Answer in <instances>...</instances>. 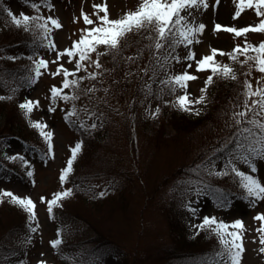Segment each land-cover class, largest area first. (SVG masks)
<instances>
[{
	"label": "rangeland",
	"instance_id": "rangeland-1",
	"mask_svg": "<svg viewBox=\"0 0 264 264\" xmlns=\"http://www.w3.org/2000/svg\"><path fill=\"white\" fill-rule=\"evenodd\" d=\"M55 4V8L47 9L41 7V10L45 15L54 14L59 17L62 27L53 30V36L55 38L58 48L71 46L72 42L79 38L81 35V29L90 27L83 19L82 10L87 12L90 17L99 23L98 17L95 15V9L93 5L95 3H103L104 0H52ZM141 0H107L109 16L110 18H117L123 15L129 9L134 10ZM15 13L24 11L26 13H32L34 10L29 6H24L19 0H8L7 4ZM208 8L204 9L202 6L199 9H193V16H195L196 22H203L206 27L203 33H200V41L193 43L189 47L194 49L196 57L200 58L204 54H208L211 47H220L226 51H230L235 44L243 43L245 37H235V35L226 29L215 30L216 23H223L227 25L235 26H246L248 23H258L260 17L254 10L245 9L241 16L233 19V14L237 8L235 0H220L219 4H216V0H208ZM188 10H185L187 13ZM103 15V11L100 12ZM192 17H189L191 19ZM14 24L11 20L0 19V42H11L16 37V33L13 32ZM22 30V28H21ZM23 31V30H22ZM247 39L250 42L258 43L264 40V33L255 32L250 30L247 34ZM130 41L127 42L129 44ZM136 44L130 43L126 49V54H131L136 51ZM187 48L181 45L180 55L185 56L187 54ZM47 59H51L55 56L54 51H50L44 48L40 52ZM222 62L231 63V60L227 55L217 54L216 57ZM243 59V58H242ZM66 55L55 63L49 64V68L55 70L57 64L65 63L66 67H74V63H68ZM18 65L26 63L31 64L28 60L16 61ZM141 62V60L139 61ZM104 68H113V65L106 59L101 60ZM188 61L181 60L180 62H173L172 72L178 73L185 69ZM192 67L188 69L194 72L196 79L189 80L188 92L191 93L190 98L199 96L200 89L204 87L205 80L210 75V70L200 71L197 70L195 61H192ZM3 65V56L0 57V66ZM249 68V65H247ZM135 67V65H133ZM90 70L103 71V69H95L94 66H90ZM78 75H86L83 71ZM262 75L257 69H253L249 74L250 79L253 80L255 85L258 82V77ZM62 75L52 76L50 72L44 71V74L40 77L38 82L31 85L28 88L20 90L15 97L13 103L19 108L23 114V110L19 107V103L25 96H29L33 99H39L42 107L34 109L32 118L37 119L43 117L47 120L49 126L55 132L54 136V150L55 156H49L45 162H37L36 159L30 157L28 154H24L34 165V179L35 184L32 183V179L26 175L25 168L19 161H9L3 155H0V159L7 161V167H3L0 171V190L10 189L11 191L20 195H30L37 204V215L40 220V230L34 234L32 244L27 247L26 253L22 250H15L16 255H11V251L0 252V264H11L17 259V255L25 257L27 264H36L37 259H47L50 264H63V262L53 255V247L50 241L57 236V232L54 229V224L49 217L48 204L46 200H41V197H47L51 199L53 193L63 190L67 187L66 183H61L60 174L61 169L66 166L67 160L71 156V146H74L78 138L77 134L69 127L67 121L64 118V112L71 107V103H65L59 101V106L56 107V111L51 113L48 111L47 106L51 102L50 88L53 84L61 85ZM137 77L132 78L130 81L124 79V72L115 71L111 74L104 73L103 76V87H107L111 84L110 94L105 96V93L101 90L95 93V96H105L108 104H100V111L108 113L110 119H114L115 126L112 133L109 135L108 143L102 148L94 151V165L104 166L108 171L109 178H102L98 176H89L91 182L95 184L94 193H98L102 190L112 194L106 201L101 200L93 202V199L79 200V207L85 208L89 223H93L94 227L102 234L105 233L114 237L115 240L122 243L126 258L121 255L109 253L103 261L105 264H168L165 261L164 256L160 253L159 248L162 245H166L170 242V232L167 223V215L163 211V207L166 204L165 201L169 200L174 196L175 208H177V215L179 216L178 221L181 225L185 221V234L188 239H196L198 232L193 226L199 222L204 214H215L218 217L231 220L235 218H241L245 224L244 230V245L245 252L241 264H264V253L259 252L261 246L259 242L260 233L256 231L262 223L256 219L258 212H264V201H258L255 206H250L247 201H244L241 196H235L232 201V205L229 208H219L215 206L211 197L201 196L197 202L194 195H189L184 192V189L188 187L185 184L180 183L182 180H186L187 177H179L177 180L173 178L166 179V174L174 170L182 163H189L193 160L196 152L200 146H204L211 142L214 137H209L205 132L207 130L199 129L196 132H192L189 136L183 135L179 138L169 139L166 134H170L174 131L173 125L161 124L160 117L156 116L153 118L147 115L145 109L148 104L151 103L152 110L155 109L160 103L157 99L143 98L142 113L147 118L143 124L134 125L139 123L132 117V106H133V89L137 85ZM113 80L119 81L113 83ZM214 81V80H213ZM244 81V80H243ZM97 84L98 87L101 85L96 80L85 79L81 82L82 88L90 87L92 84ZM214 84L208 86L206 104L192 105L197 109H201L200 114L197 115L194 112L182 110L176 106L175 97L183 94V89H177L173 99L168 100L171 107H175L184 113H187L191 117L202 116L210 107L217 106L216 93H214ZM243 87V82L240 85ZM240 97L236 101V105H241L243 100V90L239 93ZM0 96H3L0 91ZM0 130L7 131L8 128L13 127V136L7 140L0 141L3 144L0 146V153L6 152L11 155L16 151L22 150V142L18 136L20 126H17V116H14L9 106L4 107L3 110V99H0ZM232 100L229 102L232 104ZM138 102V101H136ZM135 102V103H136ZM85 103H89L86 97L81 96V99L77 102L78 106H82ZM91 104L89 108L91 110ZM222 106V104L220 105ZM117 109V110H113ZM239 111L240 108L235 109ZM3 114V115H2ZM6 115H12L11 121L7 120ZM2 116L4 119H2ZM24 116V114H23ZM26 129H22L27 133H30L34 139L39 140L40 145L47 151V144L40 135L39 130L31 126L28 119L24 116ZM79 118H87L83 112L80 113ZM16 120V121H15ZM10 121V122H9ZM15 121V124L11 122ZM118 121V122H117ZM232 119L229 120V122ZM113 125V121H111ZM167 123V122H166ZM137 128L136 130L133 128ZM134 131V132H133ZM9 132V131H7ZM3 135V132L0 133ZM20 134V133H19ZM133 134V135H132ZM1 138V137H0ZM155 141L160 143V146H156ZM5 142L10 144V147L5 146ZM212 149V148H211ZM207 150L206 153L210 152ZM92 148L88 151L91 153ZM205 153V154H206ZM204 154V155H205ZM204 155L197 161L200 162ZM124 161V162H123ZM129 165L131 172L129 177L124 174L128 171L125 167ZM260 170L258 175L264 180V160H259ZM121 165L124 167L121 168ZM243 170L250 171L247 165L239 164ZM15 171H22L25 177H21L16 174ZM96 171V170H94ZM23 174V175H24ZM93 176V177H92ZM165 176V177H164ZM92 177V178H91ZM164 177V178H163ZM163 178V179H162ZM214 179V178H210ZM163 181V183H162ZM238 183V182H237ZM232 186L231 181L226 184ZM129 195L126 199L123 197L125 194ZM150 196L149 199H147ZM70 197L64 198L62 203L69 200ZM9 199L5 197L4 200ZM127 202V209L125 211L120 209L114 201ZM10 200V199H9ZM187 200H192L194 206L197 207L199 216L194 215L184 205ZM97 203V204H96ZM89 232L91 236L95 234V231L89 226ZM252 237H256L255 240ZM70 239V238H69ZM73 239V238H71ZM79 238H74L77 241ZM81 239H84L82 235ZM8 243L12 247L17 246L18 238L12 237L8 240ZM76 244V242H74ZM75 247V246H73ZM81 252V250L79 249ZM43 252V257H40V253ZM142 255V257L140 256ZM6 258V261L5 259ZM96 264H100V261H96ZM217 264V262L212 263Z\"/></svg>",
	"mask_w": 264,
	"mask_h": 264
},
{
	"label": "snow or ice",
	"instance_id": "snow-or-ice-1",
	"mask_svg": "<svg viewBox=\"0 0 264 264\" xmlns=\"http://www.w3.org/2000/svg\"><path fill=\"white\" fill-rule=\"evenodd\" d=\"M235 2L237 8L233 14V19L240 17L245 9L254 7L255 12L260 17L259 22L248 23L246 26L239 27L216 23L214 31L226 29L235 37L243 35L245 37L243 43L235 44L230 51L220 47H211L208 54L197 58L195 50L189 46L200 41L199 34L203 33L206 25L203 22H196L193 9H199L201 6L207 9L208 0H141L134 10L129 9L117 18H110L107 0H104L103 3L93 5L99 23L82 10L85 23L92 26L81 29L79 38L75 39L71 46L63 48L57 47L53 36V30L62 27L59 17L54 14L45 15L41 10L42 6L47 9L55 8L52 0H26V3L34 11L32 13L19 11L18 14L0 0V8L7 13L11 22L18 28L34 34L31 40V54H20L21 56L26 55L31 64L24 66L26 74L20 78L21 83L11 90L12 96L25 84L34 85L44 74V71L50 72L52 76L62 75L61 85L53 84L50 88L51 102L47 106L48 111L54 113L61 100L65 103L70 102V109L64 112L65 120L69 123H78L80 128L92 131L97 127H102L103 121L106 119V114L100 111L99 105L103 103L111 107L105 99V96L110 94L111 84L103 87L104 73L111 74L120 69L124 72L126 81H130L133 77H137L141 81L140 88L146 98L155 94L156 98L163 100L166 90L168 94L172 95L176 93L177 89H183V94L175 97L176 106L199 115L201 109L191 106L208 103V86L213 83L214 77L228 80L238 78L233 65L218 60L217 54L227 55L231 61H237L243 55L246 59L239 60V63L241 65L248 64L249 68L244 73L242 104L232 106L231 119L233 123L228 127L234 131L222 138L218 146H213L199 163L188 168L186 171L191 175L180 183L188 186L184 192L194 195L197 202L201 196H208L211 197L215 206L226 209L233 203L229 195L232 190L219 187L210 178L230 176L234 182H238L239 188L242 189V192L235 193V195H240L250 206H255L258 201H264V180L256 174L260 170L258 161L264 160V40L258 43L250 42L247 39V34L250 30L264 33V0H235ZM219 3L220 0H216V4ZM101 10L103 15L100 14ZM185 10H188L187 13ZM189 17L192 18L189 19ZM133 32L147 34V39L151 43L145 45L144 48H138L131 54H126L123 42L127 38V34ZM181 45L188 49L185 56H181L178 51ZM39 48L54 51L55 56L50 61L37 50ZM145 50L150 51L151 56L147 66H142L139 61L143 58ZM106 53L111 55L113 68H104L101 63V57ZM65 55L67 57L66 62L74 63V67L68 68L65 63H59L55 70L49 68L50 62L55 63ZM8 58L16 60L19 57L12 55ZM181 60L189 62L185 69L178 73L172 72L173 62H180ZM192 61H195L197 70H210L211 73L207 76L204 87L200 89L201 94L194 98H190L191 93L187 90L189 80L196 79L195 73L188 70L192 67ZM90 66H94L97 70L103 69V71L90 70ZM253 69H257L262 74L258 77V82L255 85L253 80L248 78ZM81 71L86 75H78ZM149 73L151 76L145 80ZM161 73H163L162 78H160ZM85 79L96 80L101 87L94 83L90 87L82 88L81 82ZM118 82L113 80V83ZM154 84L159 85L158 89L153 88ZM101 90L105 96L94 95ZM12 96H0V99H11ZM81 96L86 97L89 103L95 101L91 105V110L89 103L78 106L77 102ZM133 103H135V99ZM140 103L143 104L144 101H140ZM163 103L172 102L163 100ZM19 107L23 110V114L30 125L39 130L47 144V151L39 150L46 162L49 156H55V132L43 117L32 118L34 109L42 107L40 100L25 96L20 101ZM237 107L240 108L239 111L235 110ZM81 112L85 114V117L92 118L93 122L89 123L88 119L79 118ZM145 112L155 118L161 112V108L157 105L152 110V105L149 103ZM135 115L132 113L133 119ZM5 146L10 147L11 145L5 142ZM28 147L32 151L38 150L35 146L29 145ZM82 149L83 140H79L74 146H71V156L67 160L66 166L61 169V183H66L70 179L74 172V162L78 159ZM0 155L9 161H19L25 168L26 175L33 178L32 183L35 184L34 165L21 151H16L11 155L4 152ZM241 163L247 165L250 171L243 170L238 166ZM105 194L106 191L97 193L98 196ZM72 195L73 187H65L63 190L53 193L51 199H47V197L40 199L47 201L48 213L51 218L55 219L54 209L63 207L62 200ZM5 197H8L11 203L20 206L27 213V232L18 241L26 253L27 247L32 244L34 234L40 230L36 201L30 195H20L10 189L0 190V203L4 202ZM184 206L194 215L199 216L198 209L192 200H187ZM255 218L262 222L256 231L260 233V244L264 245V212H258ZM193 227L197 231L209 229L219 238L221 248L214 253L218 258L217 264H241L245 252L243 239L245 224L243 219L226 220L215 214H204ZM64 231L65 226L58 228L56 238L50 241L57 253L70 261L71 264H96V261L105 264L102 259L103 253L98 249L89 252L87 260L81 253L64 252L62 250ZM252 239L255 240L256 237H252ZM259 252L264 253V246L259 248ZM10 254L16 255L15 250H12ZM39 255L43 257L44 254L41 252ZM4 259L6 261V258ZM11 264H27V261L21 258L11 262ZM36 264H50V262L47 259L39 258Z\"/></svg>",
	"mask_w": 264,
	"mask_h": 264
},
{
	"label": "trees",
	"instance_id": "trees-1",
	"mask_svg": "<svg viewBox=\"0 0 264 264\" xmlns=\"http://www.w3.org/2000/svg\"><path fill=\"white\" fill-rule=\"evenodd\" d=\"M19 1L22 5H27L30 7V5L26 3V0ZM2 3L8 4V0H2ZM0 19H10V17L2 10V8H0ZM22 30L21 28L14 26L13 32L16 33L15 39L11 40V42H0V57L3 56V65L0 66V91L5 97L12 96L11 90L21 83L20 78L26 74L24 70V66L27 65L26 63L18 65L17 62H15L16 60L8 58L12 55H16L19 57L18 60H28L26 55L21 56L20 54H31V40L33 39L34 34L32 32ZM128 41H130V43H135L137 45V49L144 48L145 45L151 43V41L147 39V34H138L135 32L127 34V38L123 42L125 48H127L130 44H127ZM179 49L180 47L178 48V51ZM101 51H103V48H101ZM150 56V51L145 50L143 58L139 63L142 66H147ZM242 58L246 59L243 55H241L237 61H231V64L237 72V79L228 80L220 77L213 78V89L214 93H216L215 97L217 100V106L213 105L200 117L188 116L187 113H184L175 107H171L169 104L163 103V100L156 98L155 94L148 96L157 99L160 103L161 112L159 113L158 117L161 119V124L166 125L171 123L174 127V131L170 134H166L168 137L165 138L175 139L183 135L189 136L192 132H196L199 129L207 130L205 135L207 134L209 137H214L211 142L206 144V149L204 146L199 147V150L196 152V155L192 161L189 163H182L174 170L167 173L165 175L167 180L173 178L172 180L174 181L179 177H187L191 175L186 170L194 164L199 163L197 161L206 153L207 150H210L213 146H218L222 138L234 131V129L228 127V125L233 123V121L229 122L231 119V112L233 111L232 106L234 104L236 105V101L240 97L239 93L243 90V87L241 88L240 85L245 79L244 73L248 71V64L241 65L239 63V60H243ZM104 59L109 61L114 67L111 55L106 53L101 57L102 61H104ZM116 71L122 70L117 69ZM149 76H151V73L145 77V80H147ZM162 77L163 73H161L160 78ZM140 85L141 81L139 80L132 93V97L135 99V102L138 101L133 104L131 110L136 114L134 119L139 122L134 123V125H140L147 121V118H145L144 114L142 113V105L140 103V101L145 98L144 92L141 90ZM29 86L30 85L25 84L23 87H20L17 90L16 94L12 96L11 99H3V110L4 107L9 106L11 108L12 114L17 116V126H20L18 136L23 143V150L28 151L33 156H37L38 154L39 156H43L41 151H39H44V148L39 143L40 141L34 139L30 133H27L26 131L24 133V130L26 129V123L24 121L25 118L16 104L12 102L20 90ZM158 87L159 85H153L154 89H158ZM174 95L175 94H168L166 90L163 99H173ZM232 99L233 101L231 104L229 100ZM94 103L95 101H92V104ZM221 104L222 106H220ZM105 114L106 119L103 121V126L97 127L92 131L82 129L79 127L78 123H69L66 120L69 127L77 134L78 138L83 140V149L78 155V159L74 162V172L71 174L70 179L66 182L67 187H73V195L70 196L67 202L62 203L63 207H56L54 209L55 219L51 218L49 215L54 224V229L56 232L58 228L65 226V231L63 232L64 245L62 246V250L67 253H81L83 254L85 260L88 259L87 254L94 249H98L101 253H103L102 259H104L109 253L121 255L126 258V252L122 243L115 240L114 237L110 235L105 233L102 234L94 227L93 223H89L85 208L79 207L80 203L78 202L79 200L93 199V202L99 203L101 200L106 201V199L112 195L107 193L104 196H98L97 193H94L95 184L91 182L90 178H87L91 175H96L106 179L109 178L108 171L103 168L104 166L94 165L93 161L95 157L94 151L98 149V147L102 148V146L108 143L109 135L112 133V130L115 126L114 119H112V117L110 119L108 113ZM7 117L8 116L6 115V118ZM11 118L12 115H9L7 120L11 121ZM2 119H4L3 116ZM86 119H88L89 123L93 122L92 118ZM15 121L11 122V124L14 125ZM111 121H113V125ZM133 128L135 130L137 129L134 126ZM12 129V125L7 129L9 132L1 129L0 133L3 132V135L0 134V141L13 136L14 133L12 132ZM2 144L3 142L0 143V146ZM154 144L156 146H160V143L157 141H155ZM29 145L35 146V148L38 150L32 151V149L28 147ZM91 148L92 151L89 153L88 151ZM5 163L6 161L3 160V164ZM122 167H124V165H121V168ZM125 167L128 171H125L123 168V172L129 176L131 169L129 165L125 164ZM129 177H131V175ZM212 180L219 187L231 189L232 192L229 194L231 199L233 196H235V193L242 192V189L239 188L238 183L234 182L230 176L214 178ZM230 181L232 186L229 187L226 184ZM74 185H76V187H74ZM123 195L127 201L129 195H127V193L126 195ZM149 198L150 196L147 199ZM125 199L122 201L117 200V203L115 200L114 203L115 205L117 204L120 209H125L126 211L127 202ZM165 202L166 204L163 207V211L167 215L166 217L171 240L169 243L162 245L159 248L161 252L160 254L165 258L164 260L167 261L168 264H212L213 262H216L218 258L214 255V253L219 251L221 248L219 238L211 230L202 229L199 230L196 239H188L185 234V221L182 220L184 225H181V222L178 221L179 216L177 215L176 211L178 209L175 208L174 196ZM26 224L27 213L20 206L11 203L9 199H6L3 203H0V252L5 253L7 251H11L12 248L17 250L23 249V246L19 243L17 246L12 247V245L8 243V240L12 237H16L18 238V241H20L27 232ZM89 226H91V228H93L95 231L93 236H91L89 232ZM82 235L84 236V239H81ZM71 238L79 239L74 241ZM74 242H76V244H74ZM53 255L56 258H59L63 264H71L70 261L66 260L61 254L57 253L56 249L54 248ZM140 256L142 257V255ZM17 257L20 259L25 258L20 255H17Z\"/></svg>",
	"mask_w": 264,
	"mask_h": 264
}]
</instances>
